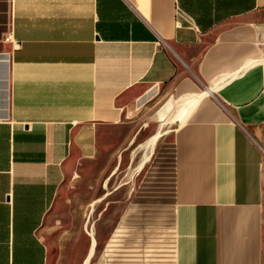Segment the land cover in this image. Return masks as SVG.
<instances>
[{"label":"crops","instance_id":"0c3cea01","mask_svg":"<svg viewBox=\"0 0 264 264\" xmlns=\"http://www.w3.org/2000/svg\"><path fill=\"white\" fill-rule=\"evenodd\" d=\"M160 107L79 264H264V0H0V264L62 263L39 228L72 166Z\"/></svg>","mask_w":264,"mask_h":264},{"label":"rangeland","instance_id":"374dc122","mask_svg":"<svg viewBox=\"0 0 264 264\" xmlns=\"http://www.w3.org/2000/svg\"><path fill=\"white\" fill-rule=\"evenodd\" d=\"M162 107L136 119L102 127L96 149L71 168L69 183L61 188L39 228L62 263L79 264L89 236L102 237L127 198L139 171L149 158L158 133L169 128ZM155 113V114H154ZM263 179H264V154ZM264 216V184H263Z\"/></svg>","mask_w":264,"mask_h":264},{"label":"built area","instance_id":"2783aa9c","mask_svg":"<svg viewBox=\"0 0 264 264\" xmlns=\"http://www.w3.org/2000/svg\"><path fill=\"white\" fill-rule=\"evenodd\" d=\"M174 16H175V25H178V19H183L189 24H192V20L189 15H187L185 12H183L181 9H179L177 6L174 7ZM4 39H7V36L4 37Z\"/></svg>","mask_w":264,"mask_h":264}]
</instances>
